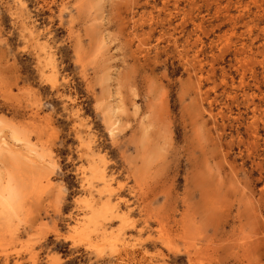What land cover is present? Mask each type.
Masks as SVG:
<instances>
[{"label": "rangeland", "instance_id": "rangeland-1", "mask_svg": "<svg viewBox=\"0 0 264 264\" xmlns=\"http://www.w3.org/2000/svg\"><path fill=\"white\" fill-rule=\"evenodd\" d=\"M0 146V264H264V0H0Z\"/></svg>", "mask_w": 264, "mask_h": 264}, {"label": "bare ground", "instance_id": "bare-ground-1", "mask_svg": "<svg viewBox=\"0 0 264 264\" xmlns=\"http://www.w3.org/2000/svg\"><path fill=\"white\" fill-rule=\"evenodd\" d=\"M229 8V7H228ZM222 14V13H221ZM224 16H226V14L224 15ZM232 18V17H231ZM30 35L31 36H33L34 35V31H30ZM34 37V36H33ZM35 40V39H34ZM49 57V56H48ZM48 60H49V58H48ZM50 60H52L51 58H50ZM49 60V61H50ZM55 67V66H54ZM53 77V76H52ZM51 77V78H52ZM54 77H56V76H54ZM49 78H50V76H49ZM54 79H56V78H54ZM53 82V81H52ZM118 101V100H117ZM118 104H119V102H118ZM116 105V104H115ZM118 108H120V107H118ZM117 131V130H116ZM6 133V132H5ZM81 135V134H80ZM88 137V136H87ZM13 139V138H12ZM81 140H82V137L80 138ZM91 139V138H90ZM90 139H89V141H90ZM3 140V139H2ZM17 141V140H16ZM89 141H87L88 143H89ZM93 141V140H92ZM7 143V142H6ZM16 143V142H15ZM18 143V142H17ZM93 143V142H92ZM91 143V144H92ZM5 144V143H4ZM8 144V143H7ZM83 145V144H82ZM2 146V145H1ZM0 146V147H1ZM4 146V145H3ZM12 149V148H11ZM10 149V150H11ZM88 151L90 152V154H94V152H93V149H92V147L88 144ZM9 151V150H8ZM28 151V150H27ZM30 151V150H29ZM2 153H3V150H2ZM16 155V154H15ZM35 155V154H34ZM85 155V154H84ZM83 155V156H84ZM97 155V154H96ZM86 157H87V155H86ZM96 164H97V162H96ZM98 169V168H97ZM100 170V169H99ZM91 172V171H90ZM100 172V171H99ZM95 175V174H94ZM97 175H98V173H97ZM7 176H9L8 177V179H9V181L7 182V184L4 186L3 184H1L2 182H0V184H1V186H0V209H2L4 212L5 211H10L12 208H13V202H14V200H15V196L17 195V191L12 187V181H13V178H11L12 176H10V175H7ZM104 176V175H103ZM100 177V176H99ZM92 178V177H91ZM97 178V177H96ZM98 179V178H97ZM99 180V179H98ZM102 181H103V178H102ZM3 182H4V179H3ZM103 183V182H102ZM5 184V183H4ZM91 185H92V183H91ZM35 189V188H34ZM95 188L93 187V190H94ZM98 189V188H97ZM47 194V193H46ZM15 207V206H14ZM110 211V209L109 208H105V210L103 211V213H105V214H107L108 212ZM16 212V211H15ZM96 214L99 216V213H95V215L93 216V218L96 216ZM92 218V219H93ZM104 219H105V217H104ZM95 224V223H94ZM124 237V236H123ZM119 241V240H118ZM126 248V247H125ZM121 250V249H120ZM131 250V249H130ZM132 251V250H131ZM124 253V252H123ZM129 254V253H128ZM132 254V253H131ZM143 254V253H142ZM141 254V255H142ZM132 258V257H131ZM144 258H145V256H144Z\"/></svg>", "mask_w": 264, "mask_h": 264}]
</instances>
